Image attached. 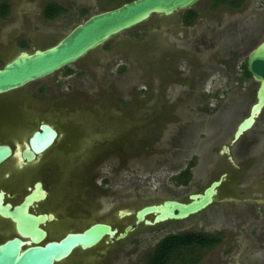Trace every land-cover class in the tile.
<instances>
[{
  "label": "flooded vegetation",
  "instance_id": "af4514ba",
  "mask_svg": "<svg viewBox=\"0 0 264 264\" xmlns=\"http://www.w3.org/2000/svg\"><path fill=\"white\" fill-rule=\"evenodd\" d=\"M229 1L236 2L238 0H227V2H224V4L228 5L225 7L226 11H237L240 9V5L236 9L230 7ZM254 12V10L250 9L249 12L244 13L239 18L230 17V21L228 20L229 22L226 24L222 22L221 25H225L223 28L215 30L214 27H210L209 33L208 31L204 32L201 30L191 36L190 33L194 29L199 17L196 19L195 23L190 25L185 24L183 17L186 11L178 12L170 17L157 16V19L152 21V25L149 28L148 26L143 27L144 32L142 35H139L138 38H142L140 41H145L154 37L151 48L153 51H157L158 54L162 56V59L165 60L163 63L164 67L162 68L165 73L173 79L171 88L174 95L180 99H193L194 108L191 110L193 111V115L189 125H187L189 129H185L187 127L183 128L184 126L182 125V127L180 126L181 124H179L175 130H169L162 143L157 142L154 144L152 147L153 154H150L148 157H131L125 160V163H123L124 160L119 159L120 163L122 162L125 164V166L122 165L124 170H127L129 163L137 162L139 164H144V162L151 160V162L154 163L152 164L151 172L155 177L156 173H159L158 167L165 161H169L171 162V166L168 170L172 173L170 178H173L174 183L177 184V176H179L182 171H185L190 163L194 161V165L189 167L190 179L186 184L178 183V186L181 187V189L185 188V190H187L188 185H190L194 179L196 180V178H199L205 181L208 176L209 182H207L201 191L187 194L185 201H189L190 194L202 193L222 174H226L227 180L228 174L226 171L222 172L216 178L212 177L210 174L212 171L208 170V163H212L214 159L217 163H222V165L226 163L232 166L234 170L239 169V166L234 161V155L231 153L230 147L233 145L230 143L231 140L229 143L221 145L219 150L214 146L216 142L222 139L220 131L217 129L218 125L221 123L223 124V122H221L223 119L222 115L217 119L215 116H211L208 119L207 107L199 105L198 99L201 102L202 98L217 97L223 91H228L227 88L224 89L225 86L227 87L229 83L234 81H236L238 87L240 82L250 80L254 82L250 75L246 77L245 74V71H247V59L244 65H242L241 73H239L237 67V61L246 53V50L253 49L256 46L255 43L257 40H255L254 37L255 26L251 23L247 24L244 21L248 16L255 15ZM179 13H181V15L176 19L175 17ZM251 28H253V30H251ZM246 37H248L249 40L245 39ZM114 38L115 37L111 38L109 40L110 42L108 41L101 46V51L99 50L100 48H98L75 63L57 71L60 72L63 70V74H61L60 78H56L57 72H55L45 78L33 81L20 89L0 95V146H5L10 149V154L0 163V245L13 239H19L24 243L30 242V244H25L22 249L31 245V238L20 235L14 218L6 215L5 211L13 212L15 208L21 207L25 198L31 195L37 184H39L38 191H43L44 196L38 201L31 202L26 209V213L33 216L46 217L42 223L38 224V228L46 233L45 238L40 244H44L48 241H58L66 233L74 232L85 225H89L92 221L96 220L97 210L103 209L104 205L105 207L107 206L110 200L108 195L111 194V192L102 190L103 187L97 183V180L102 179L104 185H112V183L109 181L107 177L108 173H106L105 170L98 173L96 168L103 162L116 160V158L105 155L99 158L96 163L88 164V162L92 160L93 154L85 152V147L89 145V142L84 136L92 131L98 130L92 125L91 113L95 112L92 109L98 107L101 109L103 108L104 117H106L107 114L108 116L113 114L122 117L126 111L131 110L134 106H138L135 100H146L153 87H159L153 77L159 78L158 76L160 73L157 68L154 71L156 74L152 77L153 80L150 81L144 77L145 73L143 69H139V71L138 68L135 70L133 69L136 75L140 76H137L138 79L134 82L135 85H131L130 88H124L122 86L118 87L120 89L114 90L121 94L119 98L115 96L110 97L108 95L110 91L108 87L114 88V81L123 85V81L128 76L127 73L130 69L126 70L125 65H118L119 68L116 69L113 77L100 80L97 78V74L95 76L92 73L93 78L91 77V79L93 80L82 78L83 75L81 73H85V70L88 71V69H92L96 73L99 67L103 65L102 60H106L105 63L109 66L116 64L119 60L126 64L130 63V60H128V53H126L124 49L122 50L120 46H117V43L115 44L117 50L114 48L110 50V48L107 47ZM238 41H242L241 44L243 45V49L238 47ZM246 41H248V47L245 45ZM126 42L127 41H123L121 44L123 45ZM26 44L24 40L19 41L17 43L18 49L25 50L27 48ZM250 44L253 46L250 47ZM115 45L113 47H115ZM245 46L247 47L246 49ZM118 52L120 53V57L113 58L112 56H117ZM227 56H229V59ZM4 63L0 64V68ZM154 63L157 67L161 64L157 61ZM74 64H76L77 68L72 69L70 66ZM139 85L140 88H138ZM106 88L108 92L103 91L104 89L106 90ZM231 91L234 92L232 89ZM123 95L128 96V98H124ZM226 109H228L230 113L234 110L233 107ZM224 110L225 109L221 110V114L224 113ZM52 114L56 115L61 120L63 126H58L56 123L52 122L51 119L47 118V115L50 117ZM226 115L224 118L228 117H226ZM42 126H47L53 130L56 133V137L48 148L36 153L31 149L30 140L35 134L42 133ZM204 127H215L216 131L211 132L208 138H201V140L197 141L195 138L196 133L199 132L200 129H205ZM80 135L83 136L80 137ZM240 140L244 142V136L238 141ZM248 142L249 140L246 139L245 144ZM223 146H229V155L234 163L228 160V154L221 153ZM240 151V154L243 155L244 151L242 149ZM190 154L194 155H192L191 160L182 170V163H178V159L184 157L186 159ZM195 154H198V160L201 164L198 168H195L197 160ZM62 161L73 162V165L76 163L87 165L86 170L83 171L82 174L77 175L79 177L78 186H76L75 189V198L73 197L69 200L63 198L60 179H57L59 174L55 171L54 167H52L54 162ZM92 161H95V159ZM173 161H177V163L174 164ZM193 169L195 172L192 171ZM138 173L137 171L133 177L135 179L133 181L134 186L139 184V181H137L139 178L137 176ZM120 178L124 179L123 176L119 175L117 178L113 179V184L117 185L119 181H121ZM155 179L158 181L159 177ZM53 185L54 189L51 190L50 188ZM157 186L158 189H166L163 183ZM92 190L98 191L102 196L96 197ZM219 190L217 196L219 195ZM168 191L174 194H179L181 192L178 191V193H176L172 189H168ZM118 196L122 198L123 195L119 194ZM96 198L100 202V206L95 205L94 200ZM117 213L118 210H116L115 215L119 221L126 220L120 218ZM50 215L52 219L48 218ZM189 218L190 217L185 220ZM97 220L100 221L102 219L99 218ZM185 220L167 221L162 224L145 226L144 224L136 225L135 219L131 217L125 221L121 229L115 226L118 233H122L128 225H131L133 228V231L126 234L123 239L116 240L114 237L109 240L107 238L103 241L102 248L99 246L97 249L95 248L85 252L76 251L60 264H125V259L129 254H134L135 258H138L142 254L144 264H148L149 260L156 252L157 246L163 239L177 234H192L188 232L170 233L168 232L169 229L162 227V225ZM79 222L82 223L79 224ZM206 222L209 225H215L212 219H206ZM128 243L129 245H126ZM113 245H116V248H112Z\"/></svg>",
  "mask_w": 264,
  "mask_h": 264
},
{
  "label": "rangeland",
  "instance_id": "374dc122",
  "mask_svg": "<svg viewBox=\"0 0 264 264\" xmlns=\"http://www.w3.org/2000/svg\"><path fill=\"white\" fill-rule=\"evenodd\" d=\"M49 3L62 7L66 13L55 20H45L42 16L43 8ZM119 4L109 3L105 0H0V6L6 5L8 7L6 16L0 18V64L9 60L19 50L17 46L19 41H26L27 48L25 50L29 51L35 47H46L56 42L77 24L85 21L90 15L112 9ZM227 6V4L216 3L214 0H200L188 9L195 10L199 17L190 36L201 30L209 33L210 27H214L215 30L223 28L225 25H221L222 22L226 24L230 21V17L239 18L251 9L255 11V15L248 16L244 21L255 26L254 37L257 40L255 44L264 39V0H242L240 9L237 11H226L225 7ZM180 15L181 13L177 14L175 18H179ZM155 19H157V16H153L136 28L121 33L107 45L110 50L111 48L117 50L115 45L117 43V46L128 53L130 63L126 64L119 60L116 64L109 66L105 63L106 60H102L103 65L99 67L96 73L92 69L81 73L82 78L87 80H93L91 79V77L93 78L92 73L95 76L97 74V78L103 80V78L113 77L120 64L125 65L126 70L130 68L123 85L114 81V88L108 87L110 89L108 95L119 98L121 94L114 90L120 89L118 87L122 86L130 88L131 85H135L134 82L137 81V76H140L136 75L133 69L138 68V71L143 69L144 77L150 81L153 80L152 77L156 74L154 71L157 68L160 72L159 78L153 77L159 87L154 86L146 100H135L138 106L126 111L122 117L113 114L109 116L107 114L104 117L103 108H93L92 110L95 112L91 113V121L92 125L98 130L84 136L89 142V145L85 147V152L93 154L92 160L95 159V161H89L88 164L96 163L99 158L105 155L116 158V160L103 162L96 168L98 173L105 170L108 173L109 181L112 183V185H104L102 179L97 180V183L103 187L102 190L110 191L111 194L108 195L110 200L107 206L104 205L103 209L97 210L96 217L111 222L119 229L128 219L119 221L115 215L116 210L120 208L134 210L140 205L152 203V201L158 202L163 199L176 198L185 201L187 194L201 191L209 182V176L208 178L206 176L207 180L205 181L196 178L198 183L194 179L188 185L187 190L185 188L181 189L178 183L175 184L174 179L170 178L172 173L168 170L171 166L169 161H165L158 167L159 173H156L155 177L151 172L152 164H154L151 160L144 162V164L129 163L127 170H124V167L122 168V165L125 166L123 164L125 160L131 157H148L153 154L152 147L154 144L157 142L162 143L167 132L175 130L177 125L181 124L180 126L183 125V128L187 127L185 129H189L187 125H189L193 115V111H191L194 108L193 99H180L174 95L171 88L173 79L162 68L165 60L157 51H153L151 48L154 37L145 41H140L142 38H138L144 32L143 27L148 26L149 28ZM245 39L249 40L248 37ZM123 41L127 42L122 45L121 42ZM237 43L238 47L243 49L242 41ZM114 45L115 47H113ZM245 45H248V41ZM246 46L245 49L248 47ZM99 50L101 51V48ZM250 51L251 49H247L246 53L237 61L239 73H241L242 65H244ZM229 56H227L228 59ZM112 57L119 58L120 53L118 52L117 56ZM156 61L161 63L158 67L154 63ZM70 67L72 69L77 68L76 64ZM61 74H63V70L56 73V78H60ZM257 87L258 83L251 80L240 82L239 87L234 81L229 83L227 87L225 86L224 89L227 88L228 91H223L219 96L202 98L201 102L198 99L199 105L207 107L208 119L211 116H215L216 119L220 115L223 117L221 120L223 124L220 122L221 124L217 128L222 139L216 144L212 143L217 150L220 149L221 145L229 143L238 122L248 114L251 104L255 101ZM138 88H140V85ZM103 91H107V88ZM123 97L128 98L126 95H123ZM230 107L234 109L231 113L226 109ZM222 109H225L223 114H221ZM225 115L228 117L224 118ZM47 118L58 126H63L56 115L52 114L50 117L47 115ZM204 128L196 133L195 138L197 141L201 138H208L211 132L216 131L215 127ZM245 138L249 140L247 144H245ZM230 148L239 169L234 170L232 166L226 163H223V165L220 162L217 163L215 159L212 163H208V170L212 171L210 173L212 177L216 178L224 171L228 174V178L220 188L214 204L188 220L162 225V227L169 229L168 232L170 233L188 232L214 236L219 240L218 244L210 248L199 247L177 251L171 256L167 264H187V261L192 259L196 260L195 264H264V111L253 128L244 134V142L240 140ZM241 149L244 151L243 155L240 154ZM192 155L194 154H190L186 159L185 157L178 159V163H182V170L191 160ZM195 155L197 157L195 168H198L201 164L198 160V154ZM119 159L124 160L123 163H120ZM176 163L177 161L174 162V164ZM52 167L59 174L57 179H60L63 198L72 199L76 196L75 189L78 186L79 177L77 175L82 174L87 165H81V163L73 165V162L62 161L54 162ZM137 171L139 172L137 175L139 184L134 186L133 181L135 179L133 177ZM119 175L123 176L124 179L120 178L121 181L117 185L113 184V179ZM156 177H159L158 181L155 179ZM161 183L166 189H158L157 185ZM50 189L53 190L54 185ZM168 189H172L176 193L181 192L174 194L169 192ZM92 192L95 193L96 197L102 196L98 191L92 190ZM119 194L123 195L122 198L118 196ZM94 201L96 206L101 205L97 198ZM206 219H212L215 225H209ZM81 223L79 222V224ZM102 245L103 243L100 248H102ZM126 245H129V243ZM114 247L116 248V245L112 246V248ZM125 260V264H144L142 254L138 258H135L134 254H129Z\"/></svg>",
  "mask_w": 264,
  "mask_h": 264
},
{
  "label": "water",
  "instance_id": "95a60500",
  "mask_svg": "<svg viewBox=\"0 0 264 264\" xmlns=\"http://www.w3.org/2000/svg\"><path fill=\"white\" fill-rule=\"evenodd\" d=\"M200 0H132L120 6L89 16L77 24L65 36L46 47H36L32 51L19 50L0 68V95L20 89L27 84L45 78L60 69L69 66L89 53L97 50L111 38L143 24L153 16L170 17L178 12L190 9ZM246 69L254 82L258 83L255 101L248 114L241 119L233 133L231 144H235L253 126L264 111V39L251 49L247 56ZM42 133L35 134L31 140V149L40 152L48 148L56 133L47 126L41 127ZM229 146H223L221 153L229 155ZM10 154V149L0 146V163ZM226 181L222 174L202 193L190 194L189 201L166 199L157 203H147L132 209H118V216L123 219L133 217L135 224L153 226L167 221H181L199 215L215 201L219 188ZM39 184L31 195L27 196L21 207L5 214L14 218L17 230L22 236L31 238V245L13 239L0 245V264H60L76 251L97 249L105 239H123L133 231L128 225L122 233L106 220L92 221L89 225L66 233L58 241L40 244L46 233L38 228L45 216H33L26 213L28 205L38 201L44 192L38 191ZM8 208V207H7ZM52 219V216H48ZM33 244V245H32Z\"/></svg>",
  "mask_w": 264,
  "mask_h": 264
},
{
  "label": "trees",
  "instance_id": "16d2710c",
  "mask_svg": "<svg viewBox=\"0 0 264 264\" xmlns=\"http://www.w3.org/2000/svg\"><path fill=\"white\" fill-rule=\"evenodd\" d=\"M109 3H120V6L123 3L130 2L132 0H105ZM216 3L227 2V0H214ZM229 6L236 9L239 5L242 4V0H238L236 2L229 1ZM8 7L6 5L0 6V18H4L7 14ZM66 11L62 7L49 3L43 8V17L46 20H54L57 17L65 14ZM198 18V14L192 10H187L183 19L185 24H193ZM246 77H249L247 71H245ZM194 165V161H192L189 165ZM189 167L182 171V173L177 176V182L179 184H186L190 179ZM219 241L214 236L204 235V234H177L174 236H168L163 239L156 248V252L149 260L148 264H167L170 260L171 256H173L177 251L187 250L189 248H210L217 244ZM196 260L192 259L187 261V264H195Z\"/></svg>",
  "mask_w": 264,
  "mask_h": 264
},
{
  "label": "bare ground",
  "instance_id": "6f19581e",
  "mask_svg": "<svg viewBox=\"0 0 264 264\" xmlns=\"http://www.w3.org/2000/svg\"><path fill=\"white\" fill-rule=\"evenodd\" d=\"M14 55H15V54H14ZM14 55H13V56H14ZM13 56H12V57H13ZM12 57H11V58H12ZM11 58H10V59H11Z\"/></svg>",
  "mask_w": 264,
  "mask_h": 264
}]
</instances>
